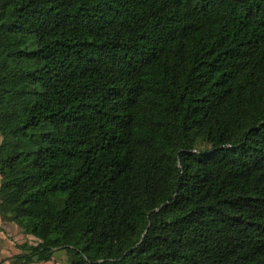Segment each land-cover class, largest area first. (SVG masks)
Returning a JSON list of instances; mask_svg holds the SVG:
<instances>
[{"label": "trees", "instance_id": "1", "mask_svg": "<svg viewBox=\"0 0 264 264\" xmlns=\"http://www.w3.org/2000/svg\"><path fill=\"white\" fill-rule=\"evenodd\" d=\"M0 136L15 264H264V0H0Z\"/></svg>", "mask_w": 264, "mask_h": 264}, {"label": "crops", "instance_id": "2", "mask_svg": "<svg viewBox=\"0 0 264 264\" xmlns=\"http://www.w3.org/2000/svg\"><path fill=\"white\" fill-rule=\"evenodd\" d=\"M0 225L4 226L6 230L5 232L0 230V260L5 259L6 260L5 264H15L9 258L13 255L22 252V250L18 248L16 245V240L18 239L16 236L17 235L18 237L22 236L21 229H19L14 223L1 222V219H0ZM9 236H11L12 238L11 237L9 238ZM3 250L9 251V253L2 252ZM15 251H17V253H15ZM51 262L52 261L43 262V263L41 262V264H49Z\"/></svg>", "mask_w": 264, "mask_h": 264}, {"label": "rangeland", "instance_id": "3", "mask_svg": "<svg viewBox=\"0 0 264 264\" xmlns=\"http://www.w3.org/2000/svg\"><path fill=\"white\" fill-rule=\"evenodd\" d=\"M0 141H1V136H0ZM1 222H3V221H1ZM20 229V228H19ZM10 232V231H9ZM11 233V232H10ZM21 233H22V236H20V237H18V235L16 236L18 239V241H21L22 242V240L26 237V238H28V236H26V235H24L23 234V232L21 231ZM12 234V233H11ZM15 236V235H14ZM29 238H31V240L32 241H35V239L33 238V237H29ZM2 252H7V253H9V251H7V250H3ZM15 253H17V251H15ZM57 258H60L59 256H56ZM55 257V258H56ZM49 264H68V263H64L63 261H60L59 259H56V261H52L51 263H49Z\"/></svg>", "mask_w": 264, "mask_h": 264}]
</instances>
